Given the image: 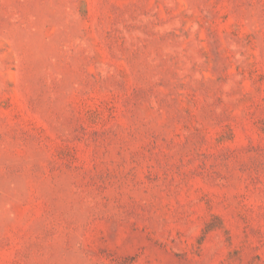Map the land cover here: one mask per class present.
<instances>
[{
    "label": "rangeland",
    "instance_id": "1",
    "mask_svg": "<svg viewBox=\"0 0 264 264\" xmlns=\"http://www.w3.org/2000/svg\"><path fill=\"white\" fill-rule=\"evenodd\" d=\"M0 264H264V0H0Z\"/></svg>",
    "mask_w": 264,
    "mask_h": 264
}]
</instances>
